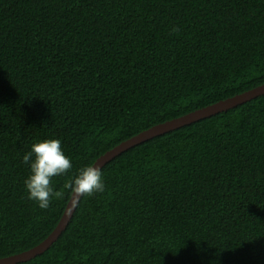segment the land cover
<instances>
[{
    "label": "trees",
    "instance_id": "1",
    "mask_svg": "<svg viewBox=\"0 0 264 264\" xmlns=\"http://www.w3.org/2000/svg\"><path fill=\"white\" fill-rule=\"evenodd\" d=\"M264 83V0H0V258L56 227L76 170L151 126ZM56 138L47 209L21 162ZM65 229L16 264H264V94L100 168Z\"/></svg>",
    "mask_w": 264,
    "mask_h": 264
},
{
    "label": "clouds",
    "instance_id": "2",
    "mask_svg": "<svg viewBox=\"0 0 264 264\" xmlns=\"http://www.w3.org/2000/svg\"><path fill=\"white\" fill-rule=\"evenodd\" d=\"M21 162L29 168V174L23 181L27 198L34 201L38 208L47 209L53 197L63 196L62 191L54 190L51 179L67 173L72 168V162L65 155L59 139H43L32 143L29 150L23 153ZM63 189L79 198L102 193L105 185L100 169L94 165H85L65 181Z\"/></svg>",
    "mask_w": 264,
    "mask_h": 264
},
{
    "label": "water",
    "instance_id": "3",
    "mask_svg": "<svg viewBox=\"0 0 264 264\" xmlns=\"http://www.w3.org/2000/svg\"><path fill=\"white\" fill-rule=\"evenodd\" d=\"M264 94V83L261 85H258L252 89H249L247 91H244L242 93H239L237 95H234L232 97L220 100L216 103L204 106L202 108L196 109L192 112H189L185 115L179 116L177 118L165 121L163 123L155 124L151 126L150 128L141 131L140 133L132 136L131 138L124 140L123 142L119 143L118 145L114 146L112 149L106 151L104 154L99 156L96 161L92 164L99 169L111 158L118 155L125 149L140 143L144 140H147L148 138H151L153 136H156L158 134L164 133L169 130L176 129L180 126L189 124L191 122L197 121L199 119H202L204 117H208L210 115H213L217 112L226 110L228 108H231L233 106H236L240 103H243L245 101H248L252 98H255L259 95ZM80 197H74L73 195L70 196V199L65 207V210L57 223L56 227L53 229V231L40 243L35 245L34 247L25 250L23 252L9 255L6 257L0 258V264H16L21 261H25L28 259H31L35 255L43 252L47 247H49L53 241L57 239V237L61 234V232L65 229L68 221L70 220L76 205L79 201Z\"/></svg>",
    "mask_w": 264,
    "mask_h": 264
}]
</instances>
